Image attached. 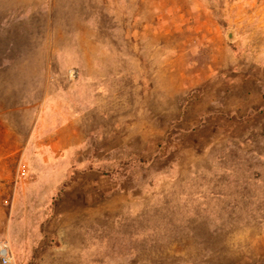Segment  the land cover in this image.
<instances>
[{
  "label": "rangeland",
  "instance_id": "1",
  "mask_svg": "<svg viewBox=\"0 0 264 264\" xmlns=\"http://www.w3.org/2000/svg\"><path fill=\"white\" fill-rule=\"evenodd\" d=\"M0 238L264 264V0H0Z\"/></svg>",
  "mask_w": 264,
  "mask_h": 264
},
{
  "label": "built area",
  "instance_id": "2",
  "mask_svg": "<svg viewBox=\"0 0 264 264\" xmlns=\"http://www.w3.org/2000/svg\"><path fill=\"white\" fill-rule=\"evenodd\" d=\"M26 172L25 164L19 166V173L24 175ZM0 263L1 264H15L14 257L7 239L0 238Z\"/></svg>",
  "mask_w": 264,
  "mask_h": 264
}]
</instances>
